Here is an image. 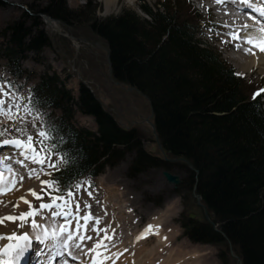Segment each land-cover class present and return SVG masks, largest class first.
Wrapping results in <instances>:
<instances>
[{"label": "trees", "instance_id": "16d2710c", "mask_svg": "<svg viewBox=\"0 0 264 264\" xmlns=\"http://www.w3.org/2000/svg\"><path fill=\"white\" fill-rule=\"evenodd\" d=\"M47 2L38 11L62 23L84 15L69 9L65 0ZM139 5L146 17L122 9L104 19H85L109 46L112 77L148 99L166 155L182 157L194 169L147 149L143 133L124 129L86 84L74 97L55 74L44 73L31 87L29 102L41 111L47 143L62 161L51 179L65 192L126 157L131 177L151 168L180 169L185 202L177 222L183 236L215 246L220 264H233L230 249L240 264H264V102L252 95L259 89L203 40L200 17L188 0ZM38 17L32 25L18 20L4 30L7 41L0 55L16 77L24 74L20 62L25 55L49 43ZM75 111L91 116L96 130L75 125ZM194 193L201 196L210 222L187 215L193 204L186 199L193 200Z\"/></svg>", "mask_w": 264, "mask_h": 264}, {"label": "rangeland", "instance_id": "374dc122", "mask_svg": "<svg viewBox=\"0 0 264 264\" xmlns=\"http://www.w3.org/2000/svg\"><path fill=\"white\" fill-rule=\"evenodd\" d=\"M106 1L108 0H65L66 6L69 9L74 11L81 10L85 16L82 15V17L77 20L75 19V21H71L69 24L58 22L59 28L61 29V33H58L49 27V24H47L48 22L38 11L48 3L47 0H0V49L6 44L7 40L4 36V30H6L10 24L18 20H24L26 25H32L34 21L32 18H39L38 15L41 16V22H39L40 26L38 28L45 29L49 37L48 45L44 46L39 53L29 52L21 60L20 65L24 74L20 77H16L10 73L11 67L6 59L0 55V104L3 103L4 105L5 103L14 102V104L21 107L17 117L25 122V129L23 132L25 133L28 131V134L24 138V140H26L24 148L29 152L27 154L33 158L32 161H35L41 168V170L35 172L38 174L36 176L37 178L34 177V172L30 171V173L26 175L27 177L24 176L25 178L23 177L22 179L20 177L19 179L22 181L19 180L18 183L22 185V189H24L28 182L31 183L32 179L40 180L38 184L39 189H33L36 191L34 197L30 196L28 202L30 205L38 204L44 199H53L54 196L55 199L63 197L58 199V202L64 201V198L70 194L66 199L72 196L70 199L71 202L75 203L76 205H74L81 211L85 204L81 194L85 193V199L86 196H88L92 200L91 205H94L95 201V206H100V209H105V212H108V210L111 212L110 207H113V211L111 212L113 215L112 217L106 216L109 222L105 223L104 226L111 224L110 231L113 232L112 230H115V221L121 224V227L118 226L116 230L121 233V237L127 234L125 242L128 243L129 248H134L130 249L132 254L124 255V253V256L114 262L115 264H140V262H142V264H162L163 260L167 259L166 256L170 255L168 249L172 247L175 251V255L173 253L172 256H174L170 259L179 264H220L216 256L217 251L215 246L194 244L183 236V230L177 221L181 212L184 210V190L181 187V183L176 187L169 183L162 175V168H151L131 177L127 174L130 158L126 157L115 166L106 167L103 172L96 177L87 175L82 177L74 185L73 189L65 192L59 190L51 179L53 171L62 165V161L57 154L50 150V146L47 143V136L41 126V111L33 108L29 102L31 87L44 73L55 74L66 87L71 90L74 97L78 95L80 84H86L89 89L93 91V94L101 104L106 109H110L109 111L124 128H138L146 139L144 144L145 147L163 158L154 139L151 127L146 121V119L152 121L151 107L148 99L135 87L119 82L112 77L108 58V45L106 41L91 31L88 25L90 21L85 19V17H88V19H104L109 16L117 15L122 9H129L136 12L141 17H146L145 13L141 11L139 4L147 3L154 7L158 4V1L162 0H112L111 3H107ZM188 1L200 17V29L205 34L203 40L215 47L224 60L234 68L239 76L244 77L247 83H251L252 86L254 85L253 88H260L258 92L261 94H259L262 97L261 101L264 102V77L254 71L249 74H240L232 63V59H230V56L236 55L235 57H238L237 55L240 54L235 46L238 43L243 44V34L241 35L242 30L237 29V27L229 26L226 23L224 24V22L219 20L215 15L213 10L207 12L205 9L206 7H201L203 3L197 0ZM254 93H252V95ZM20 94L23 95V106L19 100H17ZM73 122L75 125L96 130V124L93 118L88 115H83L78 111L74 113ZM18 123L20 124L19 121ZM0 139L4 140V137ZM14 144L13 142V145ZM28 155H24V157H26L25 160L28 158L32 159ZM23 162L24 161H22V163ZM22 168L23 167L20 168L21 172L25 169ZM170 172L177 174L182 182V170L175 168ZM30 175H33L32 178ZM27 179H31V181ZM7 188L4 189L6 195L12 196L11 194L13 192V194L20 193L18 190L15 192L14 185H10ZM142 192L143 196L141 195ZM130 195L139 196V199L132 200ZM2 199L0 195V202ZM186 202L193 204L191 207L192 209H190L187 215L190 213L195 214L194 218L198 220L203 217L206 218V208L199 205L195 197L193 200L192 198L186 199ZM81 204L82 206L80 207ZM106 205L108 207L107 209L105 207ZM207 214L209 216L208 211ZM101 219L103 220V217H101ZM209 219L211 221L210 216ZM126 221L129 223L128 226H125L127 224ZM122 224L124 226H122ZM157 224H160V227L163 229V236L160 235V241H158L157 237L155 238L154 235H146L143 237V239H146L143 241L146 244L144 245V243H142L139 245V242L142 240L138 241L137 237L139 234L141 232L144 233V229L151 228L152 226L154 228ZM29 229L30 228L27 229V233ZM123 230L126 232L124 233ZM20 232H22L21 229L18 233ZM114 239L115 238H113L112 241L101 243V245L98 244V247H96L93 241L89 242L90 244L86 242L83 246L85 250L82 251V253H87V255H85L86 257L92 255L89 261H92L94 264L98 262H100V264L105 263L103 262L105 258H101V260L97 259L98 261L95 260L96 257L93 259L97 254H99V256H97L98 258L101 256H109L108 258L112 260L110 264H113V260L116 259L112 258L113 255L117 254L118 256L123 252L121 251L119 254L118 251L120 248L117 249V247H115L120 245L119 241H121V239L117 241L116 245ZM157 244L158 246L156 247ZM93 247L96 248L94 249ZM89 248H91V250ZM121 248L128 250L125 246ZM111 250H113L112 255ZM142 250L146 251L147 255H138ZM89 251H91V253ZM232 256L235 259L233 264H237V255L234 253ZM3 257H0L1 260ZM73 257L75 260L71 261L72 264H83V261L80 262L81 255L77 253L73 255ZM65 260V258H62V262ZM94 260L97 261V263ZM89 261H86V264H89ZM122 261H125V263ZM144 261H147V263ZM57 263L58 261L56 264Z\"/></svg>", "mask_w": 264, "mask_h": 264}, {"label": "bare ground", "instance_id": "6f19581e", "mask_svg": "<svg viewBox=\"0 0 264 264\" xmlns=\"http://www.w3.org/2000/svg\"><path fill=\"white\" fill-rule=\"evenodd\" d=\"M111 1L112 0H108L106 2L111 3ZM200 1L203 3V6L211 5L212 10L217 12L223 19L232 21L231 23L234 26H237V29H244V31L241 33V35L243 34V44L238 43L235 46L241 55H237L238 57H235L236 55L230 56V59H232V63L237 68L238 72L243 75L245 73L249 74L254 71L258 72L264 77V0ZM227 7H230L231 10H229ZM246 12H251L256 17H253V15L252 17H249L248 15L244 20H242L243 17H240V15H244ZM253 18H256V21H254ZM47 22L51 29L61 33V29L59 28L60 26L55 21L52 19H47ZM22 99L23 95L20 94L17 100H19L23 106ZM1 104L3 105V103ZM1 104L0 138L4 137V140L0 139V195L3 198L0 202V257H4L2 260L0 258V264H56L57 261L58 264H72L71 261L75 260L73 255L77 253L81 255L80 262L83 261V264H86V261L88 262L90 258H92V255L86 257L85 255H87V253H82V251L85 250L83 246L86 242L89 243L93 241L96 247H98V244L101 245V243L108 242L110 240L112 241L113 238H115V245L117 241L121 239V241H119L120 245L115 247H117V249L120 248L118 251L119 254L121 251H123L121 255H113L112 258H116L113 260V264H115L114 262L120 257L132 254L130 249L134 248H129L128 243L125 242V237L127 234H125L124 237H121V233L116 230L118 226L121 227V224L115 221V230L111 229L114 233L110 231L111 224L104 226L105 223L109 222L106 216L112 217L113 215L111 213L113 211V207H110L111 212H109V210L108 212H105V209L101 210L100 206H95L94 200V205H91L92 200L88 196H86L85 199V193L81 194L85 203L81 211L75 206V203L71 202L70 199L72 196L69 199H66L70 194L64 198V201L60 202L57 200L63 197L55 199L54 196L53 199H44L38 204L30 205V203H28L30 196L34 197V193L36 192L33 189H39L38 184L40 180L32 179L31 181V179H27L31 181V183H25L26 187L22 189V185L18 183L20 180L19 178L21 177L22 179L24 176L27 177L26 175L29 174L30 171L34 172V177H36L38 174L35 172L37 170H41V168L35 161H32L33 158L27 154L29 152H27V150L24 148L26 145H24V143H26L24 138L28 134V131L25 130L26 132H23L25 129V122L21 121V119L17 117L21 107L14 104V102L5 103L3 106ZM13 142L15 143L14 145ZM24 155H28L32 159L28 158L25 160L26 157H24ZM22 161L24 162L22 163ZM21 167L25 168H22L23 172H21ZM33 175H30V177L32 178ZM10 185H14L15 192L18 190L20 195L16 193L13 194L14 192H11V195L14 197L6 195V191L4 189ZM141 195L143 196V192ZM130 197L132 200L139 199V196L136 195H130ZM81 206L82 204L80 207ZM105 207L106 209L108 208L107 205ZM100 216L103 217V220ZM128 225L129 223H127L125 226ZM122 226L124 225L122 224ZM28 228L30 229L27 233ZM20 229L22 232L18 233ZM123 232L125 233L126 231L123 230ZM143 232L144 233L141 232L142 234L140 233L137 237L138 241L142 239L139 242V245L144 243L143 241L146 239H143V237L146 235H154L155 238L157 237L158 241H160V235L163 236V229L160 227V224L155 225L154 228L152 226L151 228L144 229ZM145 244L146 243H144V245ZM124 246L127 247L128 250L121 248ZM157 246L158 244L156 247ZM96 247L93 248L95 249ZM89 249L91 250V248ZM113 250H111V255L113 254ZM168 250L170 251H168L170 255L166 256L167 259H164L162 264H179L178 262H174L172 259H170L175 255L173 247ZM89 252L91 253V251ZM173 253L174 255L172 256ZM138 255H147V252L142 250ZM97 256H99V254L94 256L93 259L95 257V260H101V258H105L103 260V262H105L104 264H110V261L112 262L111 258H108L109 256H101L99 258ZM62 258H65L66 260L62 262ZM97 261L95 262L97 263ZM122 262L125 263V261ZM145 263H147V261ZM89 264L94 263L89 261ZM97 264H100V262ZM140 264H142V262H140Z\"/></svg>", "mask_w": 264, "mask_h": 264}, {"label": "water", "instance_id": "95a60500", "mask_svg": "<svg viewBox=\"0 0 264 264\" xmlns=\"http://www.w3.org/2000/svg\"><path fill=\"white\" fill-rule=\"evenodd\" d=\"M43 17L45 18L46 21H47V19H52L53 21H55V22L59 25L58 21L55 20V19H53V18H51L50 16L44 15ZM108 58H109V46H108ZM109 65H110V60H109ZM110 67H111V65H110ZM91 92L93 93L92 90H91ZM107 110H108V109H107ZM109 110H110V109H109ZM109 110H108V111H109ZM109 112H110V111H109ZM151 113H152L151 116H153V112H152V110H151ZM146 121L149 123V125H150V127H151L152 133H153V135H154V139H155V141H156V143H157L158 149L161 151V153H162V155H163V159H164L165 161H172V162H175V161H182V162H184V163L187 165V167H188L189 169H194L193 166H192V164H191L189 161H187L186 159L182 158V157H177V158H169V157H167L166 154H165V152H164V149H163V147H162V145H161V143H160V141H159V138H158V136H157V133H156V130H155V127H154V122H153V120L151 121V120H149V119H146ZM196 172H197V170H196ZM162 175L165 177V179H166L169 183L173 184L175 187L181 183V179L179 178V176H178L177 174H174V173L168 171V170H163V171H162ZM194 188H195V185H194ZM193 196L196 198V202H197L199 205H202V207L205 208L204 204L201 202V196H200L199 194H196V193H194ZM194 216H195V214H192V213L189 214V217H191V218H194ZM205 216H206L207 220L210 222V219H209V216H208V214H207L206 209H205ZM213 227L215 228V225H213ZM215 229H216V228H215ZM230 253H231L232 255H234L232 249H230ZM236 257H237V261H238L237 264H240V263H241V259H240L238 256H236Z\"/></svg>", "mask_w": 264, "mask_h": 264}]
</instances>
